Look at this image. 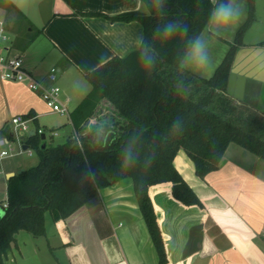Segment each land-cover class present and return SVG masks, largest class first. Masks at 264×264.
Here are the masks:
<instances>
[{
  "label": "crops",
  "instance_id": "0c3cea01",
  "mask_svg": "<svg viewBox=\"0 0 264 264\" xmlns=\"http://www.w3.org/2000/svg\"><path fill=\"white\" fill-rule=\"evenodd\" d=\"M9 1L0 0V20L12 36L5 44V52L25 56V68L45 85L51 84L50 72H43L40 66L49 58L50 71L58 70L57 83L62 88V99L68 107L72 106L70 112L91 89L85 74L116 55L124 56L138 48L136 40L143 36V26L138 20L111 21L101 15L80 13L118 14L141 9L142 0ZM240 2L238 19L226 29L230 36L223 34L215 39L230 44L248 19V0ZM258 23L264 24V0H256L255 17L243 35L244 42L237 48L229 86L240 106L264 114V34L248 38ZM39 39L47 49L31 62L30 46ZM18 49L22 54L16 53ZM78 84L83 85V90ZM53 113L59 112L47 106L39 91L31 90L23 82L0 77V146L5 144L4 140L10 143L18 140L20 127L12 121L15 116L30 115L27 118L30 131L35 129L33 123L46 130L50 126L43 120ZM7 127L14 140L3 135ZM241 148L232 142L220 167L205 178L198 177L194 167L192 174L196 177L191 176L192 184L176 165L202 205H187L177 200L171 183L151 187L169 264H264V161ZM182 163L189 164L185 156ZM30 166L33 165L23 158L6 163V188L10 172ZM0 200L1 215L7 196ZM49 220L46 213L45 234ZM56 222L65 226L72 237L63 242L69 264H160L131 179L102 187L99 195L87 203L85 215ZM20 234L21 231L16 234V246Z\"/></svg>",
  "mask_w": 264,
  "mask_h": 264
},
{
  "label": "trees",
  "instance_id": "16d2710c",
  "mask_svg": "<svg viewBox=\"0 0 264 264\" xmlns=\"http://www.w3.org/2000/svg\"><path fill=\"white\" fill-rule=\"evenodd\" d=\"M142 3L141 9L112 15L80 12L111 21L138 20L144 39L155 50V63L145 71L139 48L110 58L85 74L91 89L70 112L73 133L64 142L53 144L38 131L21 140L39 161L7 179L0 264H6L18 232L44 235L46 213L54 221L85 215L87 203L102 187L125 178L132 179L160 264H169L151 187L171 183L177 200L202 205L175 164L179 151L186 152L201 178L220 167L232 142L264 160V114L240 106L228 90L237 48L255 17L256 0H248V19L210 77L181 70L178 61L185 40L206 28L213 0H165L161 14L154 12L152 0ZM168 21L187 25L185 40L159 39L155 29ZM101 128L103 134L97 135ZM10 131L5 128L3 135L11 141L15 138ZM125 148L133 151L131 164H122Z\"/></svg>",
  "mask_w": 264,
  "mask_h": 264
},
{
  "label": "rangeland",
  "instance_id": "374dc122",
  "mask_svg": "<svg viewBox=\"0 0 264 264\" xmlns=\"http://www.w3.org/2000/svg\"><path fill=\"white\" fill-rule=\"evenodd\" d=\"M236 5L240 8L242 2H240V0H236ZM237 32L232 37V43L236 40ZM250 33L252 34H249V39H254L258 38V36H262V34H264V24H256L252 27ZM223 34L226 37L230 36V34L226 30ZM8 36L9 37L7 39H1L0 42L2 43V45H5L11 41L12 36L9 33ZM243 42L244 40L242 38V43ZM30 47L31 48L29 51L32 57L31 62H35L38 58V55L40 56L45 54V51L47 49L46 45H44L41 39L34 42V44ZM229 47L230 44L224 40L215 39L214 42L211 43L210 54L212 57V63L210 67L205 71L206 77H210L214 74L217 66L225 57ZM27 49L28 48H26L25 50L28 51ZM16 53L22 54L20 49H18ZM24 59L25 56H23V60ZM50 65L51 60L47 58L46 61L41 64L40 69L43 72L49 73L51 68ZM69 108H72V106ZM43 122H46V124L50 126L48 129H46V131L49 142L51 141L53 144L64 142L67 137L73 133V126L67 114L53 113L46 116ZM32 127L37 128L34 123L32 124ZM53 132H55V134L53 135V139L50 140L52 138L51 134ZM17 134L19 137L18 140L12 142L10 145L6 143L0 146V152L2 151L1 149H6L10 152L9 155L0 157V198H5L7 196V188L4 184V165L6 163L19 158H23V160L31 165H35L39 161V156L33 150L32 155H29L27 152H23L21 156L17 155L18 152H21V150L23 149V142L21 140H26L28 137V133L27 131L19 128L17 130ZM21 137L23 139H20ZM234 145L238 144L234 143ZM11 148H13L14 150H11ZM241 149L242 151H244L243 148ZM183 156L186 157V160L189 163L188 165L182 163ZM175 163L176 165H178L186 179L192 184L194 181L193 179H191V176L196 177L194 176L195 174H192V170L194 169L195 165L184 150H181ZM194 179L195 181H197V178ZM47 217L48 220L50 219L47 224V234L35 236L34 234L26 230H22L18 238V246H16L15 244L13 245L12 250L9 252V257L6 260V264H59V262L62 264L70 263L67 247H65L63 244L64 241L68 242L70 241V239H72L71 235L69 234V230L65 226H60L59 222L54 221L49 213H47Z\"/></svg>",
  "mask_w": 264,
  "mask_h": 264
},
{
  "label": "clouds",
  "instance_id": "9594fccd",
  "mask_svg": "<svg viewBox=\"0 0 264 264\" xmlns=\"http://www.w3.org/2000/svg\"><path fill=\"white\" fill-rule=\"evenodd\" d=\"M153 10L156 14H161L165 0H152ZM215 5L209 13L207 26L199 34L187 38L188 27L179 21H168L155 29L156 35L162 42H168L175 38L185 40L178 66L181 70L192 73L205 72L212 63L210 54L211 43L215 38L221 37L224 31L235 23L240 15V8L236 5V0H213ZM136 44L139 48V63L145 71H150L155 63V50L141 35L137 38ZM83 90V85H77ZM103 134V128L97 135ZM134 155L131 148H125L123 152L122 164H131Z\"/></svg>",
  "mask_w": 264,
  "mask_h": 264
},
{
  "label": "built area",
  "instance_id": "2783aa9c",
  "mask_svg": "<svg viewBox=\"0 0 264 264\" xmlns=\"http://www.w3.org/2000/svg\"><path fill=\"white\" fill-rule=\"evenodd\" d=\"M8 34L4 25V22L0 20V41L1 39H7ZM6 47L0 42V77L4 80H13L25 83L31 90L39 91L41 96L45 100L47 106L54 112H59L61 114H67L70 116V109L67 103L62 99V88L57 83L58 70L57 68H52L49 74L51 80L50 85H45L40 80L36 79L34 75L28 71L24 66V60L22 55L12 56L5 52ZM5 52V53H4ZM13 123L20 127L22 130L27 131L30 135V125L29 119L24 118L21 115H17L12 119ZM35 133H45L47 136V131L43 128L33 129ZM53 132L51 135H54ZM20 139H23L22 137ZM2 143L9 145L11 144L8 140L2 141ZM23 148V147H22ZM11 150H14L11 148ZM21 152H27L32 154V149H22ZM10 152L6 149L0 152V157H5L9 155ZM7 207V204H5Z\"/></svg>",
  "mask_w": 264,
  "mask_h": 264
},
{
  "label": "water",
  "instance_id": "95a60500",
  "mask_svg": "<svg viewBox=\"0 0 264 264\" xmlns=\"http://www.w3.org/2000/svg\"><path fill=\"white\" fill-rule=\"evenodd\" d=\"M230 76H232V73L230 74ZM229 80H230V79H229ZM228 90H229V93L231 94V93H232V91H231V86L228 87ZM29 134H30V135L35 134V131L32 130V131H30ZM41 137H42V139H46L47 136H46L45 133H43ZM43 147H45V144H43ZM23 148H24V149H28V148H29L28 144H23ZM24 170H25V168L22 167V168L18 169L17 172H10V173L8 174V178L11 177V176H13V175H15V174H20V173H22ZM109 179H110V181H112L111 178H109ZM125 179H126V178H125ZM128 179H131V178H128ZM131 180H132V179H131ZM5 212H6L5 209H3V212H2L1 215H0V218H2V217L5 215Z\"/></svg>",
  "mask_w": 264,
  "mask_h": 264
},
{
  "label": "flooded vegetation",
  "instance_id": "af4514ba",
  "mask_svg": "<svg viewBox=\"0 0 264 264\" xmlns=\"http://www.w3.org/2000/svg\"><path fill=\"white\" fill-rule=\"evenodd\" d=\"M81 257V255H79Z\"/></svg>",
  "mask_w": 264,
  "mask_h": 264
}]
</instances>
